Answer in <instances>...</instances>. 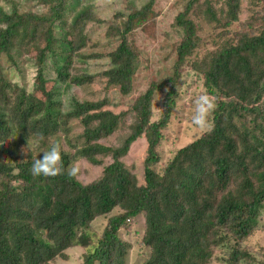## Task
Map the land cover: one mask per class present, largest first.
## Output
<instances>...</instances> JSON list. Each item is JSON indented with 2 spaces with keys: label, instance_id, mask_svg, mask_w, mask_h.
<instances>
[{
  "label": "trees",
  "instance_id": "16d2710c",
  "mask_svg": "<svg viewBox=\"0 0 264 264\" xmlns=\"http://www.w3.org/2000/svg\"><path fill=\"white\" fill-rule=\"evenodd\" d=\"M38 1L52 3L51 11L42 16L10 14L0 5V58L18 68L17 58L33 50L38 62L31 93L12 84L0 68V264H51L67 259V251L75 247L86 249L81 264H128L131 246L119 232L132 231L139 216L143 264H240L250 258L243 243L257 232L264 213V0H253L260 8L252 13L249 30L238 33L239 45L198 63L206 94L217 98L213 128L196 135L166 162L165 131L177 109L180 68L198 48L195 25L186 15L199 0L176 19L186 36L178 46L172 77L150 81L143 93L135 90L143 53L129 36L138 29L154 36L157 0H149L140 10L128 9L126 18L118 13L109 30L108 36L118 37L121 44L108 57L110 68L101 73L104 97L94 95L83 102L74 96L65 104L62 94L92 83L91 72L76 65L97 59L78 54L86 46L85 26L95 14L85 0ZM66 2L79 10L66 30L60 27L58 39L53 29L63 20ZM226 5L229 22L237 21L242 0H226ZM58 44L61 52L55 51ZM169 85L162 105L155 106L156 94ZM115 90L130 104L129 111L107 109L113 101L108 95ZM127 116L134 122L124 143L117 148L103 145L100 141L119 130ZM70 121L83 129L76 141ZM58 135L74 151L69 157L62 149L66 170L71 161L85 160L104 165L103 177L87 185L67 173L34 177V160L42 158ZM79 139L84 141L81 147L74 143ZM139 140L146 142L142 183L125 164ZM104 159L110 163L105 165ZM117 208L122 214L108 221L102 236L89 232L96 218ZM92 239L97 244L89 248ZM258 264H264V247Z\"/></svg>",
  "mask_w": 264,
  "mask_h": 264
},
{
  "label": "rangeland",
  "instance_id": "374dc122",
  "mask_svg": "<svg viewBox=\"0 0 264 264\" xmlns=\"http://www.w3.org/2000/svg\"><path fill=\"white\" fill-rule=\"evenodd\" d=\"M149 0H85V5L92 9L95 14L92 21L85 26L84 35L86 36V46L78 53L85 57L95 56L97 59L87 61L85 64H77V68H84L91 72L93 79L89 87L71 88L65 94H62L61 100L64 104L69 102L75 96L80 101L91 99L90 96H97L98 99L104 97L102 88L104 87L105 78L101 73L107 71L111 66L109 55L117 51L121 44L118 37H109L108 33L114 24V20L118 13L124 12L125 18L129 14L128 9L140 10ZM193 0H157L154 11L157 14L155 25L151 32L154 36H147L143 34L140 29L134 31L129 36V42L134 44L139 51L143 53L140 56L141 67L139 74L135 79V90L137 93H143L147 90L150 81L162 82L165 79L173 76V70L177 66L178 56L177 49L182 40L186 36L184 27L176 24V19L179 15L184 14L187 7ZM244 5L240 6V15L235 22H229L226 15L229 7L226 5V0H199L192 4V9L187 13L186 20L194 23L196 28L198 48L194 53L187 58L186 64L180 68V79L177 82V109L175 115L172 117L165 133L168 141H165L166 155L163 161L166 162L170 155H172L180 147L190 142L196 135L206 131L200 130L191 123V106L185 103V98L189 95L195 97L201 94H206V82L204 75L198 70L199 62L213 54L221 51V49L240 44L238 33L249 30L251 23V16L253 12L259 10L260 6L255 7L252 4L253 0H242ZM70 2H66L64 8V17L62 21H58L54 27L56 38L60 39L63 29H67V25L72 21L76 11L79 9H71ZM0 5L8 13L18 11L23 14H35L42 16L51 11V5L43 4L38 0H0ZM17 8V9H14ZM261 10V9H260ZM210 11L215 14L211 17ZM45 42L39 40V47H44ZM56 52H61L59 44L55 47ZM49 56V55H48ZM50 62V56L48 57ZM19 67L13 66L8 62L5 56L0 58V68H2L5 77L21 88L32 92L36 83L37 74V57L35 51H29L20 58H17ZM47 61L48 63H50ZM73 65L75 64L72 61ZM197 67V68H196ZM73 70V68H72ZM49 77L54 76L51 70H48ZM72 73V71H71ZM176 79V78H174ZM152 82V83H153ZM51 86V85H50ZM171 85L167 86L163 93H157L154 99V105L160 107L164 96L170 91ZM92 91V92H91ZM136 93V94H137ZM138 95V94H137ZM109 99H113L107 109L113 110L119 114L127 112L130 109V104L127 100L121 99L118 91H111L108 95ZM114 97V98H113ZM96 98V97H93ZM95 100V99H93ZM217 108V107H216ZM213 113V112H212ZM211 113V114H212ZM212 122V116L210 117ZM131 116L124 117L117 130L113 135L100 141L103 145L117 148L120 147L127 137L130 135V125L133 123ZM240 125L241 120H235ZM213 124V123H212ZM251 126V125H250ZM72 136L76 137L72 141H76L77 137L83 133L81 124L77 121L71 122ZM59 142L62 149L71 157L73 150L68 149L63 144V137L54 136L52 143ZM77 146L84 144L83 139L74 142ZM146 155V142L139 140L132 147L131 155L125 158L126 167L135 175H137L142 183L144 172V158ZM35 158H38L36 156ZM34 158V159H35ZM101 160V159H100ZM110 160L104 159V164H109ZM77 165L79 172L75 178L84 185L93 181L100 180L103 177L104 165L93 166L85 160L71 161L70 165ZM69 168V167H68ZM2 182V181H0ZM122 214L121 209L117 208L109 215L96 218L89 227V232L95 237L103 235L108 221L114 217ZM143 216H139L136 225L132 227V231L123 229L119 232L120 238L127 242L131 249L127 256L128 264H143L145 262V250L141 248L143 238ZM95 241V242H94ZM92 239V245L89 248L95 247L97 241ZM264 247V213L260 218V222L255 232L248 240L243 243V249L246 248L251 257L242 261L240 264H258L262 260V248ZM221 250V249H220ZM219 250V251H220ZM86 249L83 247H75L67 251V259H58L51 264H81ZM245 259V258H244ZM218 264V263H214Z\"/></svg>",
  "mask_w": 264,
  "mask_h": 264
},
{
  "label": "clouds",
  "instance_id": "9594fccd",
  "mask_svg": "<svg viewBox=\"0 0 264 264\" xmlns=\"http://www.w3.org/2000/svg\"><path fill=\"white\" fill-rule=\"evenodd\" d=\"M185 103L191 106V123L203 131H211L213 124L210 120L211 113L217 107V98L211 94H201L198 96H187ZM43 139V137H40ZM29 144V140H28ZM34 177H57L67 173L69 178H75L79 172L77 165H69L66 170L62 160V146L59 142L50 146L43 152L42 158L34 160L30 169Z\"/></svg>",
  "mask_w": 264,
  "mask_h": 264
}]
</instances>
